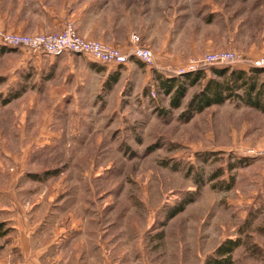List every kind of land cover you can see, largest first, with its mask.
I'll return each instance as SVG.
<instances>
[{"label": "rangeland", "instance_id": "obj_1", "mask_svg": "<svg viewBox=\"0 0 264 264\" xmlns=\"http://www.w3.org/2000/svg\"><path fill=\"white\" fill-rule=\"evenodd\" d=\"M68 26L124 52L137 34L157 67L0 43V193L54 186L82 200L107 236L134 241L133 264H212L225 238L239 241L231 264H264V97L190 110L208 82L225 81L222 69L264 56V0H0L2 35ZM212 53L236 61L190 70ZM169 73L186 89L175 106Z\"/></svg>", "mask_w": 264, "mask_h": 264}, {"label": "crops", "instance_id": "obj_2", "mask_svg": "<svg viewBox=\"0 0 264 264\" xmlns=\"http://www.w3.org/2000/svg\"><path fill=\"white\" fill-rule=\"evenodd\" d=\"M89 31L91 29H83L79 33L87 39L92 37L91 39L108 45L113 44L104 41L102 35H92ZM130 33L128 31L127 36ZM43 58L36 57L38 60ZM133 67H140V64L133 62L122 67L120 71ZM105 68L94 61L89 65V69L95 72ZM111 70L109 69L108 73ZM222 70L227 72V77L233 72H239L245 75L246 80H254L256 83L254 90L248 89V84L239 90L236 89L232 97L237 95L243 107H247L250 102L255 103V107H260L261 103L258 101H263L264 83L258 78L264 73V68L237 66ZM83 178L86 177L81 176V179ZM18 187V184L11 185L0 193V264L135 263V256L132 253L134 241L107 236L105 223L96 215V211L90 213V206L85 205L82 200L69 202L65 192L57 190L54 186L50 189L34 186L32 191ZM72 194H77V191ZM230 241L235 239L220 240L212 255L217 256L216 251L223 245H229ZM238 248L234 250L232 256Z\"/></svg>", "mask_w": 264, "mask_h": 264}, {"label": "built area", "instance_id": "obj_3", "mask_svg": "<svg viewBox=\"0 0 264 264\" xmlns=\"http://www.w3.org/2000/svg\"><path fill=\"white\" fill-rule=\"evenodd\" d=\"M133 47L127 52L117 48H112L97 41H88L81 38L72 26H68L63 32L49 35L31 37L20 34H0V43L3 46L12 48H26L34 55L48 54L57 56L64 52L90 55L95 60L103 64H115L118 66L127 65L133 58L140 60L151 68H156L153 52L140 46L141 38L137 34L131 36ZM236 61V56L232 53H212L208 54L197 66H192L190 70H197L207 66L217 64H232ZM255 68H264V56L253 63Z\"/></svg>", "mask_w": 264, "mask_h": 264}, {"label": "trees", "instance_id": "obj_4", "mask_svg": "<svg viewBox=\"0 0 264 264\" xmlns=\"http://www.w3.org/2000/svg\"><path fill=\"white\" fill-rule=\"evenodd\" d=\"M203 70L204 69H201L200 71H197L195 73H189V75L186 76L189 79V84H197L200 78L204 76ZM171 75L172 77H169L171 79H168V81H163L162 86L166 93L169 94L171 92H174L172 103L175 106L178 105L182 97L185 96L186 89L184 83H180L178 77H175L173 74ZM220 76L223 77L225 81L208 82L202 92L198 94L194 101L191 103L190 110L200 113L206 108H209L213 105L223 104L233 96V93L236 89L239 90L243 86L248 84V89L250 90H254L256 87V83L254 82V80H246L243 73L233 72L229 75V77H227V72L222 71L220 72ZM248 104H253L255 106V103L250 102ZM237 246H239L238 240L230 241L229 245H223V247L219 248L216 251L217 256L211 259L212 264H231V262L233 261L232 254ZM218 256H221V258H219ZM223 256H225V258H223Z\"/></svg>", "mask_w": 264, "mask_h": 264}]
</instances>
